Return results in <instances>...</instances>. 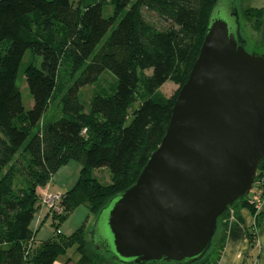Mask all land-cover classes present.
<instances>
[{
  "label": "trees",
  "instance_id": "trees-1",
  "mask_svg": "<svg viewBox=\"0 0 264 264\" xmlns=\"http://www.w3.org/2000/svg\"><path fill=\"white\" fill-rule=\"evenodd\" d=\"M216 1L0 0V264H53L72 246L77 264H114L107 254L90 250L88 219L71 235L57 231L38 244L31 227L41 207L38 188L46 187L70 160L83 162L76 184L63 194V212L52 213L63 221L80 204L97 216L112 197L136 182L165 135ZM105 2L114 7L109 17L103 15ZM144 9L154 12L163 26L148 20ZM243 16L257 29L264 26L261 7H247ZM28 49L42 62L41 67L30 63L25 68L33 98L26 111L17 77ZM106 69L116 75V88L96 92L86 111L79 91ZM167 81L178 85L171 96L161 91ZM58 98L59 115L44 121ZM101 167L109 168L111 183L92 175L93 168ZM263 177L264 159L255 184ZM239 205L255 216L248 233L255 248L261 212L248 198L230 207L219 225L225 226L229 210ZM217 236L219 229L209 251L191 264H212V253L225 239L224 234Z\"/></svg>",
  "mask_w": 264,
  "mask_h": 264
},
{
  "label": "water",
  "instance_id": "water-1",
  "mask_svg": "<svg viewBox=\"0 0 264 264\" xmlns=\"http://www.w3.org/2000/svg\"><path fill=\"white\" fill-rule=\"evenodd\" d=\"M263 159L264 55L247 49L235 0H217L160 145L96 216L93 246L114 264L202 259L220 217L249 196Z\"/></svg>",
  "mask_w": 264,
  "mask_h": 264
},
{
  "label": "rangeland",
  "instance_id": "rangeland-1",
  "mask_svg": "<svg viewBox=\"0 0 264 264\" xmlns=\"http://www.w3.org/2000/svg\"><path fill=\"white\" fill-rule=\"evenodd\" d=\"M235 7L238 12L241 34L247 42V49L251 52L264 55V26L262 27V29H257L253 26L251 22L247 21V19L243 16V10L248 7V4L245 0H235ZM113 12H114L113 4L109 2H105L103 5L104 17H109L113 15ZM144 14L148 20L154 22L159 27L163 26L164 23L161 22L159 17L154 12L144 9ZM221 16L228 19L230 18L229 9L227 8V5L225 7H222ZM121 17L122 15L118 17L113 27L107 32L105 38L109 35L111 30L117 25ZM41 62H42V57L40 55L33 54L32 51L28 49L25 52L19 67L17 84L20 87L22 102L26 111L31 109V107L33 106V98L29 91L25 79V75H24L25 68L30 63H34L37 67H41ZM149 72H151V70ZM116 84H117L116 75L111 70L106 69L100 75L99 79L96 82L83 86L80 89L79 93H80V100L85 105V110L89 111L90 100L96 92L101 91L102 89H107L109 92H112L115 90ZM177 88L178 85L175 84L173 81H167L161 87V91L166 96H171L172 94H174ZM138 106H139V102L137 101L129 109V115H128V119L126 120V125L131 121L132 112ZM60 108H61V100L60 98H58L50 105V107L46 111L44 115V121L52 120L54 117L58 116ZM82 166H83V162L78 160H70L68 163L62 165L54 173L50 183L46 187L38 188L40 199L42 196L41 194L44 192L46 188L50 192L65 194V192H67L76 184L79 175L81 173ZM91 172L94 177H96L100 182L104 184H109L112 181L111 172L107 167L93 168ZM39 210H37L34 220L31 223V227L35 230V238L38 244L52 237L54 234H56L57 231L61 232V234L64 236H69L88 219L87 237L89 238L90 241L89 247L90 250L92 251L96 250L91 240V232L93 231V229L96 228V216L93 213H91V211L89 210L86 204H80L76 206L63 221H60L59 219L55 220L54 215L49 211L47 212V209H44L45 213L43 215V219L39 221V219H41ZM54 222H57V224L59 223L57 230H56L57 224ZM102 225L104 226L105 231H108V229H106L105 220L102 221ZM220 227L221 226L219 225L218 228L219 230ZM109 244L112 246V239L110 238V236H109ZM72 254H75V247L73 246L67 250L66 254H62L59 258ZM106 258L110 259V254H107Z\"/></svg>",
  "mask_w": 264,
  "mask_h": 264
},
{
  "label": "crops",
  "instance_id": "crops-1",
  "mask_svg": "<svg viewBox=\"0 0 264 264\" xmlns=\"http://www.w3.org/2000/svg\"><path fill=\"white\" fill-rule=\"evenodd\" d=\"M245 1L248 7H261L264 9V0ZM44 211V209H40L41 219L39 221L43 219ZM259 211L261 212V225L257 231L256 247L251 248L248 233L255 224V216L252 215L247 207L241 205L229 210L225 219L227 224L220 227L219 236H217L218 240L224 234L225 239L217 244L216 251L212 253V264H244L245 259L257 264H264V200L260 204ZM69 257H71L70 260L68 259ZM76 258V254L66 255L65 257L58 258L53 264H77Z\"/></svg>",
  "mask_w": 264,
  "mask_h": 264
},
{
  "label": "built area",
  "instance_id": "built-area-1",
  "mask_svg": "<svg viewBox=\"0 0 264 264\" xmlns=\"http://www.w3.org/2000/svg\"><path fill=\"white\" fill-rule=\"evenodd\" d=\"M41 207L47 209V212L59 215L63 212L62 193L50 192L47 188L41 194ZM253 204L256 205L257 210L259 212L260 204L264 200V177L258 182V184H254L253 188L247 197ZM252 264H257L253 262Z\"/></svg>",
  "mask_w": 264,
  "mask_h": 264
}]
</instances>
